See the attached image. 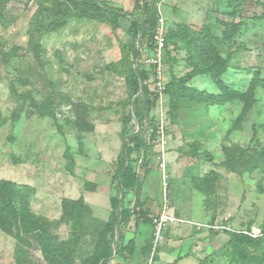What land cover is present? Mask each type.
I'll return each mask as SVG.
<instances>
[{"label": "rangeland", "instance_id": "obj_1", "mask_svg": "<svg viewBox=\"0 0 264 264\" xmlns=\"http://www.w3.org/2000/svg\"><path fill=\"white\" fill-rule=\"evenodd\" d=\"M39 1L4 0L0 6V179L33 188L29 210L44 219L52 245L73 264L94 253L108 222L109 249L101 264H227L219 252L227 229L259 234L264 228V87L258 84L257 102L241 128L232 126L241 102L179 98L169 111L163 88L151 95L154 105L137 124L133 108L139 103L129 97L123 73L134 42L128 16L117 25L72 19L41 36L43 50L36 55L30 21ZM98 1L132 12L139 23L149 19L143 7L150 0ZM151 1L164 33L181 22L210 27L216 47L229 57L224 79L231 87L244 90L258 70L264 77V0ZM224 21L243 23L231 41L223 37ZM147 30L139 59L146 68L142 56L156 52L147 41L149 24ZM160 52L165 85L187 71L186 51L168 44ZM153 79L152 73L154 91ZM191 83L218 92L203 76ZM134 130L147 144L140 157L131 154L141 186L122 195L114 173L122 136ZM193 147L196 156L188 154ZM115 196L131 210L121 225L111 205ZM8 200L0 194V203ZM163 212L183 221H170L155 240ZM14 232L0 230V264H55L34 234L17 240Z\"/></svg>", "mask_w": 264, "mask_h": 264}, {"label": "trees", "instance_id": "obj_2", "mask_svg": "<svg viewBox=\"0 0 264 264\" xmlns=\"http://www.w3.org/2000/svg\"><path fill=\"white\" fill-rule=\"evenodd\" d=\"M4 0H0V6ZM144 11L148 16L143 23L132 12H125L120 8L109 6L98 0H40L39 8L33 14L30 21L31 47L36 55L42 53L40 37L65 27L72 19H93L105 22L111 25H117L120 17L130 19V33L134 38L131 45V56L125 61L123 71L125 81L128 87L129 97H134V101L139 105L134 106L133 115L137 124L147 118V114L154 105L157 88L155 87V66L150 65L148 68L139 63L141 56V44L147 38V24L151 33L148 37L150 48L155 47L154 34L158 26L159 17L158 8L151 0L145 2ZM2 18L0 11V19ZM224 26L223 37L227 41L233 40L235 34L239 33L243 23L228 22L222 23ZM165 44L163 50L166 51L168 44L173 49H184L186 56L182 59L187 71L184 75L176 77L172 82L164 85L163 90L169 95V105L171 111L179 98L187 99L191 102H203L206 105H222L235 100L243 104L242 112L233 120V128H241L246 113L257 102L255 91L258 84L264 87V77L258 70L253 80L244 90H236L229 85L225 79L229 66V57L222 54L214 42V36L208 25H202L199 28L192 27L186 23H177L175 28H168L164 33ZM136 41H138L136 43ZM153 73L154 91L150 89L148 80ZM203 76L210 81L218 92H209L206 89H199L191 80L194 76ZM40 113H45L43 105L38 106ZM131 116V115H130ZM129 116V117H130ZM152 121L148 119V128ZM264 128V121L260 125ZM151 136L156 134V127L153 126ZM123 143L118 157V166L114 173V178L118 180L119 190L136 188L140 189L141 180L139 173L131 165L133 158L131 154L137 153L141 156V150L147 144L140 135L139 130H134L123 135ZM197 147H193L194 150ZM230 149H226L228 156ZM206 157H210L207 151H202ZM261 156L264 158V148L261 150ZM33 188L27 184H18L11 180L0 179V194L7 195L8 201L0 203V230L4 233L11 234L13 228L14 235L20 240L23 235L34 234L37 242L40 244L44 254L53 260L55 264H73L70 258H66L58 247L51 243V236L46 229L44 219L31 212L27 206V197ZM122 195H124L122 191ZM26 196V198H25ZM122 199L115 196L111 198L112 208H116L119 216L117 223L119 225L126 223L131 216V210L124 208ZM79 199L78 202H81ZM110 223L105 225L103 240L99 241L94 253L86 257L81 264H101L108 255L109 243L106 240V233L109 231ZM228 241L219 250L220 255L225 257L227 264H264V228L257 235H253L250 230L238 231L228 230ZM118 234V229L114 236ZM132 253V250H130ZM204 264V263H199ZM211 264V263H210ZM215 264H221L217 261Z\"/></svg>", "mask_w": 264, "mask_h": 264}, {"label": "built area", "instance_id": "obj_3", "mask_svg": "<svg viewBox=\"0 0 264 264\" xmlns=\"http://www.w3.org/2000/svg\"><path fill=\"white\" fill-rule=\"evenodd\" d=\"M154 40H155V49L156 52L154 55L149 56V55H144L142 56V60L144 63H146L147 66L154 65L155 66V87L157 90L162 89L164 87V83L162 82L161 78V68L159 67V56H160V51L163 49L164 44H165V39H164V31L162 28L161 24H158L155 34H154ZM173 220H179L183 221L181 218L173 217L167 212H163L159 215L158 217V231L156 234V239L158 240L160 231L162 227L166 226L170 221ZM253 235H257L256 233H253Z\"/></svg>", "mask_w": 264, "mask_h": 264}, {"label": "crops", "instance_id": "obj_4", "mask_svg": "<svg viewBox=\"0 0 264 264\" xmlns=\"http://www.w3.org/2000/svg\"><path fill=\"white\" fill-rule=\"evenodd\" d=\"M169 224V223H168Z\"/></svg>", "mask_w": 264, "mask_h": 264}]
</instances>
